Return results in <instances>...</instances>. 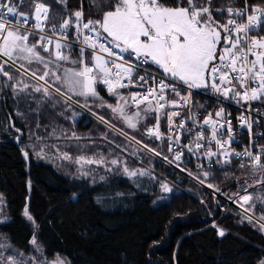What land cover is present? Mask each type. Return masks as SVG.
<instances>
[{
	"label": "trees",
	"instance_id": "trees-1",
	"mask_svg": "<svg viewBox=\"0 0 264 264\" xmlns=\"http://www.w3.org/2000/svg\"><path fill=\"white\" fill-rule=\"evenodd\" d=\"M244 2L264 6V0H211L207 6L213 19L223 24L231 15L219 10L235 11ZM37 3L49 8V26L62 25L78 10L83 11L85 22L98 20L100 11L109 10L90 7L89 0H66V5L58 4L57 0H23V7H17L25 15L34 16ZM259 34L264 36V23ZM34 39L30 37L29 42ZM78 53L71 49L66 54L79 60ZM124 54L128 58L129 54ZM85 58L90 59V54ZM64 66L72 67L68 62ZM25 67L38 75L43 70V65L35 62L30 66L25 62ZM4 71L12 80L0 75V195L7 219L0 224V240L9 245L6 251L10 256L31 255L30 241L35 237L42 252L38 259L41 262L61 257L69 264H259L264 259V232L255 221L257 216H264V167L253 169L250 164L239 168L230 161L220 163L218 168L207 167L203 172L189 169L198 181L211 184L214 191L220 189L218 193L228 199L236 198L247 188L246 195L252 199L244 209H249L247 215L253 217L250 224L239 203L235 202L239 209L227 208L223 202L217 207L206 190L159 159L169 158L171 152L165 139L147 134V129L156 125V113L145 115L146 104L133 109L128 100L126 112L140 111L143 117L137 128L131 130L93 97L86 100L70 93L69 108L58 95L44 99L43 93L14 94L11 88L21 74L10 66H5ZM136 80L133 76V85ZM23 83L29 85L27 92L31 93L34 82L25 79ZM57 87L67 91L59 82ZM96 90L106 104L117 101V97L108 94L105 85L98 83ZM202 90L207 92L210 88ZM132 92L130 85L120 89L119 95L127 99ZM165 95L168 103L158 114L162 135L167 133V114L174 101L171 91ZM255 104L264 109V101ZM90 112L128 134L135 143L102 125ZM30 135H42L44 148H49L46 150L51 159L60 167L34 158L30 146L37 143L36 148L42 141L30 140ZM56 148L72 156L88 154L106 161L118 158L129 167L145 169L153 179L132 180L124 176L120 167L109 171L98 166H91L94 180L79 178L74 171L70 172L72 164L52 151ZM24 150L29 153L27 161L22 155ZM261 164L264 165V160ZM205 172L207 177L203 175ZM101 176L105 179L100 180ZM161 183H167L171 193H160L157 186ZM26 206L34 218L33 224L22 216ZM220 229L225 236H219Z\"/></svg>",
	"mask_w": 264,
	"mask_h": 264
},
{
	"label": "snow or ice",
	"instance_id": "snow-or-ice-1",
	"mask_svg": "<svg viewBox=\"0 0 264 264\" xmlns=\"http://www.w3.org/2000/svg\"><path fill=\"white\" fill-rule=\"evenodd\" d=\"M210 2L211 0H203V2L201 0H169L167 3L163 0H115L114 3H108V0H102L101 3H97V0H89L90 7L109 10L100 11V19H89L86 22L83 20V11L78 10L60 25L62 33H67L70 28H74L75 40L91 50L90 59L85 58V48H80L78 53L80 59L72 60L70 55L66 54L71 51V44L67 41L66 35L57 38L45 32L49 8L44 3L34 4V16H27L17 7V5L23 7V0H0V75L9 81L12 80L9 73L4 71L5 66H10L21 73V79L11 88L14 94L18 95L22 91L28 95L43 93L44 99L58 95L69 108L71 107L70 93L84 97L86 100L88 97L99 99L100 107H108L114 114H119V118L132 129L137 128L138 122L143 117L140 111L134 114L126 112L128 100H131L137 108L146 104L143 109L145 115L157 113V123L153 128L147 129V134L155 136L158 140L162 138L159 132L158 114L168 103L166 91L176 94L181 102L179 104L175 101L171 102L172 107L187 105L190 96L180 97L175 83L168 84L163 80L156 82L151 74L137 75L136 85H133L134 74H138L141 65L149 62L158 65L173 81L178 80L189 89L210 88L225 99L231 98L237 104H248L249 107L245 111L251 112V102L264 101V37L256 38L249 33L259 29L264 23V7H252L251 15H246L249 11L247 5L244 9L235 11L232 8L219 10L221 13L226 12L236 17L246 16V23L229 19L221 24L213 19L212 10L207 6ZM57 3L66 5V0H57ZM9 18L14 19L15 23L9 22ZM29 20L33 21V26L31 30L26 31L21 26L27 25ZM56 30L53 26V33ZM30 37L35 38L31 43ZM42 52L47 55H42ZM124 53L134 57L139 64L126 61ZM25 62L29 66L33 62L43 65L42 72L38 75L37 71L26 68ZM65 62L70 63L72 67L64 66ZM25 79L36 81L31 93L27 92L29 85L23 83ZM149 79L154 81V87L148 86ZM58 82L67 91L62 92L61 88L57 87ZM98 83L106 86L110 96L117 97L116 106L106 104L99 96L96 90ZM130 85L138 86L144 91L132 93L127 99L119 95L120 89L128 88ZM39 103L41 101H37V104ZM225 115L223 108H220L215 113L216 120H213L211 115L204 119L203 125H211L209 143L215 141L217 151L205 149L203 155L209 158V161L212 157L222 156L224 159L216 162L223 164H228L232 156L247 157L253 162V169L264 167L261 164L260 154L264 153V147L255 145L257 154L254 155L251 150L253 146L251 140L250 148L243 152L226 150V144L239 143V141H235L230 119L220 123ZM178 116H180L179 112L167 114L169 132L177 127H184L183 122L179 126L173 123V117ZM237 119L240 122L239 127L251 129L252 122L248 118L241 115ZM225 130L228 139L226 141L217 139V135L223 136ZM16 131L19 133L20 130ZM72 136L75 138L74 133ZM202 138L203 132L196 137V140L200 141ZM178 142V138L172 140L169 145L170 152L173 151L172 145ZM143 147L147 149L146 145ZM203 147V144L199 142L195 144V148L184 145L179 153L174 154V161L182 160L184 149L190 153H197ZM22 155L27 161L28 151H22ZM36 155L41 156V153ZM61 158L72 160L67 153H64ZM74 162L83 169L84 165L103 164L104 160L102 157L96 160L80 156ZM119 163L118 159L111 160L112 165ZM240 167L243 168L245 165L242 163ZM123 171L129 177L146 174L144 171H130L126 165ZM90 174V169L83 171L85 176ZM203 175L207 177L208 173L205 172ZM99 179L104 180L105 177L101 176ZM207 186L213 187L211 184ZM160 187L165 193L172 191L166 183L161 184ZM215 191L219 192L220 189L217 188ZM251 199L249 195L236 194L234 202L239 203L240 208L244 209V204ZM3 208V197L0 195V214ZM244 211L246 221L253 223V217L247 215L249 209ZM22 216L28 221L34 219L27 206ZM261 221H264V216L257 221V226L264 231V222ZM3 222L0 221V223ZM218 234L221 237L226 235L223 229H220ZM30 243L36 245L35 237ZM7 247L9 245L0 243V264H18L12 256H4L3 253ZM58 264L63 262L58 261ZM259 264H264V259Z\"/></svg>",
	"mask_w": 264,
	"mask_h": 264
},
{
	"label": "built area",
	"instance_id": "built-area-1",
	"mask_svg": "<svg viewBox=\"0 0 264 264\" xmlns=\"http://www.w3.org/2000/svg\"><path fill=\"white\" fill-rule=\"evenodd\" d=\"M248 7L249 11L246 13V15L253 14L251 11V8L254 6H260L264 7L263 5H251L250 3L244 2L242 5H240L237 9H244L245 7ZM48 15V14H47ZM229 19H236L238 23H246V16L244 18L236 17L234 15H231ZM228 19V20H229ZM9 22L15 23V20L12 18H9ZM33 26V21L29 20L27 25H22L21 27L24 30H31ZM56 31L53 33L52 28L53 26H49L48 23L45 26V32L49 36H55L57 38L61 37L62 35H66L67 41L71 44V49H75L79 52L80 48H85V57L87 54H90L91 50L87 49L82 43L75 40V29L70 28L67 33H62L60 31V26H55ZM259 29L253 30L249 33L250 36H254L256 38L263 37L259 34ZM223 36V33H222ZM223 46V41H222ZM124 55V59L132 64H139V62L134 58L130 57L128 55V58H126V55ZM251 59V57H249ZM141 70L138 72V74H134V76H147L148 74H151V76L155 77V81L159 82L163 80L165 83L172 84L175 83L177 92L179 93L180 97H187L190 96V101L187 105H182L180 107H173L168 113L171 112H179L180 116L173 117V123L176 126H179L182 122L184 123L183 128H175L172 132H169L168 124L169 121L167 119V133L165 135H162L161 139H165L167 141L168 146L172 142V140H175L178 138L179 142L176 144H173V151H171L170 157L167 159L159 158L165 165L170 167L174 172L177 174L183 176L186 179H189L190 181L194 182L204 190H206L208 193L211 194L212 199L214 203L217 205V207H220V203L223 202L228 207H234L238 208L235 205L234 200L235 199H228L222 195H220L218 192L215 193L213 189L209 188L206 184L198 181L194 175L192 174L189 169H191L194 172H203L207 167H215L218 168L220 166V163H217V160H223L224 157L217 156L212 157L211 161H209V158L205 157L203 155V151L205 149H211L212 151H217V145L215 141H211L209 143V138L211 137V125H203V121L205 118L209 117V115L212 116L213 120H216L215 113L220 109L223 108L224 113L226 114L224 119L220 120V123H224L225 120L230 119L233 134L235 137V141L230 145L226 144L225 148L227 151H235V152H243L245 149L250 148V140L252 141L251 150L253 151L254 155L257 154V148L255 145H258L259 147H264V109L260 107L259 105L255 104L254 102H251V112L245 111L246 108L249 107L248 104L240 103L237 104L234 102L231 98L225 99L224 97L216 94L211 89L210 91H203L198 89H189L186 85L181 84L178 81H173V79L170 76H167L163 73V71L160 69L158 65H155L151 62L141 65ZM137 81V80H136ZM127 83V81H125ZM148 86H155L154 81L149 79L147 81ZM236 87H239L238 85H234ZM144 91V90H142ZM138 91V92H142ZM174 101L176 103H181L179 101V98L176 94H174ZM200 97L203 99L200 100ZM150 99H152L150 97ZM132 108L137 109V107L131 102ZM143 105V104H142ZM140 105V106H142ZM155 107V105H154ZM241 115L245 116L252 122L251 129H245L242 127H239V120L237 119ZM157 116V113H156ZM258 121V122H257ZM157 123V120H156ZM160 132V131H159ZM203 132V138L200 141L196 140V137ZM155 137V136H154ZM217 139H220L222 141H226L228 139V134L226 130L224 131V135H217ZM199 142L203 144V148L199 150L197 153H190L187 151V149H184L183 151V157L180 161H174V154L179 153L182 149V146L188 145L189 147L195 148V144ZM261 154V163H263L264 160V153ZM199 156V158H197ZM231 162H234L237 164L239 168L240 165L243 163L246 168L252 165V161L249 160L247 157H235L232 156L229 158ZM179 165V167H177ZM202 166V167H201ZM214 191V192H213ZM214 193V194H213ZM219 194V195H218ZM221 209V208H220ZM239 209V208H238ZM222 212H225V209H221Z\"/></svg>",
	"mask_w": 264,
	"mask_h": 264
},
{
	"label": "rangeland",
	"instance_id": "rangeland-1",
	"mask_svg": "<svg viewBox=\"0 0 264 264\" xmlns=\"http://www.w3.org/2000/svg\"><path fill=\"white\" fill-rule=\"evenodd\" d=\"M102 2V0H97V3H101ZM115 2V0H108V3H114ZM97 9H99L98 7H96ZM211 15H212V13H211ZM213 17V16H212ZM264 37V36H263ZM222 43V42H221ZM161 69V68H160ZM162 70V69H161ZM163 71V70H162ZM164 73V72H163ZM21 74V73H20ZM165 74V73H164ZM167 75V74H166ZM31 80V79H30ZM33 82H34V84H36V81H34V80H32ZM178 81V80H177ZM179 82V81H178ZM181 83V82H180ZM187 86V85H186ZM194 89H196V88H194ZM202 89H204V88H199L198 90H202ZM2 91H4V90H2ZM132 93H136L135 91L134 92H132ZM131 93V94H132ZM74 103V102H73ZM117 103H118V99H117V101L113 104V106H116L117 105ZM254 103H258V102H254ZM110 105H112V104H110ZM108 108V107H107ZM79 109H82V108H79ZM109 109V108H108ZM110 111H111V113L112 114H114L113 113V111L111 110V109H109ZM82 111L83 112H86L84 109H82ZM90 115L92 116V117H94L97 121H99L102 125H105V126H107L108 128H110L111 130H114L115 132H117V133H119V135H121V133H123L122 131H119L118 129H116V128H114L113 126H111L110 124H108L106 121H104L103 119H101V118H99L97 115H95V114H92L91 112H90ZM115 115V117H118L119 118V114H114ZM119 119H121V118H119ZM123 120V119H122ZM123 122H124V124H125V126L127 127V128H129L128 127V125H127V123L123 120ZM129 129H131V130H134V129H132V128H129ZM121 137H124V138H126V139H128V140H130V141H132V142H134V140H132V138H130L129 136H128V134H124L123 133V135H121ZM29 139L30 140H32V139H35V140H38L39 142H41L42 141V143L40 144V145H37L36 146V148H35V145L37 144H33L32 143V145L30 146L31 148H32V151H33V153H34V158L37 160V161H42V162H50V163H52L54 166H57V167H60L61 165L58 163V162H56V161H54V160H52L51 159V156H50V154H49V151H47L46 149H48L49 150V148H44L45 146H43L45 143H44V139L42 138V135H37V136H32V135H30V137H29ZM135 143V142H134ZM141 148H143V147H141ZM43 150V151H42ZM52 151H55V152H57V153H60V158L62 157V155L64 154V153H66L65 151H61V150H58L57 151V148H56V150H52ZM74 152V151H73ZM36 153H41V156H37L36 155ZM70 157H72V160H64V159H62L64 162H68L69 164H72V166H69V168H70V172L72 173V171H74L75 172V174H76V176L77 177H79V178H83V179H90V180H94V179H92L93 177H92V169H91V166H93V167H96V166H98V167H102L104 170H113V167H120V170H121V172L122 173H124V171H123V167H124V165L125 164H123V162H120L118 165H112L111 164V160H104V163L103 164H93V165H84V168L83 169H81V167H80V165L79 164H77V163H75L74 161L75 160H77L80 156H85L86 158H91V159H95L94 157H92V156H90V155H88V154H75V156H72L71 154H69V153H67ZM97 155V154H96ZM116 159H118V158H116ZM96 160H99V159H96ZM124 163H125V161H124ZM127 166V165H126ZM128 167V169L130 170V171H144L146 174L145 175H137L136 177H138V178H135V177H132V180L133 179H139V178H141V179H147V180H152L153 179V176H151V175H149L146 171H145V169H139V168H133V167H129V166H127ZM91 170V174L89 175V176H85V175H83V171H87V170ZM66 171H67V168H66ZM124 176H126V177H128V178H130L129 176H127L126 174H124ZM161 184H165V183H161ZM160 184V185H161ZM167 184V183H166ZM160 185H158L157 186V189H158V191L160 192V193H162V194H164V195H168L169 193H171V191L170 192H167V193H165V192H163L162 190H161V187H160ZM169 186V185H168ZM169 188L171 189V187L169 186ZM214 192V191H213ZM215 193H217V192H215ZM246 193H247V191H245V192H243L242 194H241V196L242 195H246ZM209 195H210V197H211V199H212V196H211V194L210 193H208ZM214 194V193H213ZM219 195V194H218ZM221 195V194H220ZM240 195V194H239ZM223 196V195H222ZM233 199H236V198H233ZM213 200V199H212ZM4 202V201H3ZM246 204V203H245ZM244 204V205H245ZM3 205H4V203H3ZM226 205V204H225ZM260 215V214H259ZM261 216V215H260ZM260 216H257L258 218H255L256 220V222L257 221H259V218H260ZM0 221H4V222H6L7 221V219H6V216H5V213H4V208H3V212H2V214H0ZM3 222V223H4ZM30 223H32L33 224V222L32 221H29ZM261 222H264V221H261ZM1 224V223H0ZM262 232H264V231H262ZM0 243H3L1 240H0ZM7 250V249H6ZM4 251V256L5 257H7V256H10L8 253H7V251ZM9 251V250H8ZM41 250H40V248L37 246V245H33L32 244V254L31 255H28V256H13V255H11L14 259H16L17 261H18V264H58V261H62L63 262V264H69V262H68V260H65L64 258H61V257H56V258H54V259H52V260H50V261H47V262H41V261H39L38 259L40 258V255H41ZM42 260V259H41ZM43 261V260H42Z\"/></svg>",
	"mask_w": 264,
	"mask_h": 264
},
{
	"label": "water",
	"instance_id": "water-1",
	"mask_svg": "<svg viewBox=\"0 0 264 264\" xmlns=\"http://www.w3.org/2000/svg\"><path fill=\"white\" fill-rule=\"evenodd\" d=\"M131 90H134V91H142V89L138 86H133L131 85Z\"/></svg>",
	"mask_w": 264,
	"mask_h": 264
},
{
	"label": "bare ground",
	"instance_id": "bare-ground-1",
	"mask_svg": "<svg viewBox=\"0 0 264 264\" xmlns=\"http://www.w3.org/2000/svg\"><path fill=\"white\" fill-rule=\"evenodd\" d=\"M153 128V127H152Z\"/></svg>",
	"mask_w": 264,
	"mask_h": 264
}]
</instances>
